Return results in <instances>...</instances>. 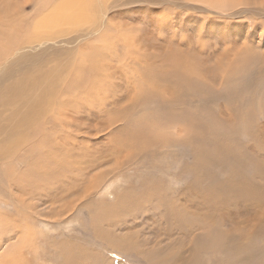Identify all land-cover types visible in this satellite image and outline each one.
I'll use <instances>...</instances> for the list:
<instances>
[{"label": "rangeland", "instance_id": "obj_1", "mask_svg": "<svg viewBox=\"0 0 264 264\" xmlns=\"http://www.w3.org/2000/svg\"><path fill=\"white\" fill-rule=\"evenodd\" d=\"M59 1L0 0V52L14 48L16 41H28L34 34L33 26ZM125 1L108 0L98 7L93 5L96 10L101 8L100 14L88 16L91 19L85 20L88 23L83 22L80 27H71L70 31L61 33L67 35L60 36L59 41L77 37L94 27L96 32L91 34L90 31L76 44H46L48 48H55L49 51L77 48L70 61L76 72L92 68V75L85 81V77L79 76L82 73H74L83 83L73 84L67 97L85 102L86 108L93 113L85 110L80 114L69 111L67 117L61 112L54 115L60 119L55 123L68 120L67 135L71 136L68 145L62 143L68 149V155L62 156L63 149L61 156L57 154L55 158L59 161V169L55 172L60 179L49 181L53 183L50 187L57 188L58 183L65 188L64 193H56V201L18 193L24 192L25 188L10 193L2 189L0 192V264H64L68 259L74 264H174L175 258L179 257L190 260L189 264H206L208 261L216 264L211 261L209 246L204 244L211 240H194V234L201 235L202 229L194 231L193 237L177 232L172 217H167L170 215L166 216L167 212L160 206H152L155 198L143 196V182L148 177L149 180L156 177L151 181L164 188L162 193L172 195L186 188L191 178L188 174L178 177L177 173L186 162V157L182 160L180 156L187 149H172L177 152H174L176 157L125 166V160L136 161L140 156H133L138 151L125 142L122 129L130 123L129 117L141 114V106H138L141 95L152 93L148 90L149 87L153 90L152 84L146 78L148 66H157L152 70L163 73L164 68L175 61L171 59L173 56L182 57L180 60L193 66L187 69V74L200 81L207 80L205 73L208 71L219 79L231 62L233 68L241 64L252 66L255 62L246 59L248 51L264 52V0H130L129 5ZM38 44L34 43L36 48L27 53L38 54L47 49L46 46L37 47ZM68 63L62 62L63 65ZM206 88L220 89V83L208 84ZM162 98L169 99L168 94ZM254 113L257 123L262 126L264 116L255 110ZM124 117L123 122L118 121ZM160 134L173 139L185 136L184 132L170 136L167 129ZM75 138L77 142L72 141ZM236 138L242 144H251V149L252 143H248L243 133H238ZM71 147L73 153L69 156ZM151 163L161 166L160 170L152 169ZM121 164L124 167L117 170ZM63 171L65 174L61 173ZM220 178L223 180L224 175ZM154 183L147 182L149 186ZM253 183L258 184V179L254 178ZM163 206L171 208L168 202ZM181 208H184L182 204ZM261 210L217 211L212 221H217L219 230L237 237L240 245L253 244L250 250L260 252L264 245L261 242L264 241ZM197 214L203 216L204 211ZM210 234L211 238L215 236L213 229ZM62 250L64 253L71 251V257L61 256ZM226 258L222 253L214 252V260H221V264Z\"/></svg>", "mask_w": 264, "mask_h": 264}, {"label": "bare ground", "instance_id": "obj_2", "mask_svg": "<svg viewBox=\"0 0 264 264\" xmlns=\"http://www.w3.org/2000/svg\"><path fill=\"white\" fill-rule=\"evenodd\" d=\"M106 1L108 0H60L59 4L52 6L49 10L46 9L47 13H44L46 15L33 26L34 34L28 41L21 40L19 43L16 41L13 43L14 48L0 52V192L2 189L10 193L13 190L20 191L21 188H25L24 192L18 193L22 196L29 194L31 198L36 199L46 198L47 201L52 202L58 199L55 196L57 192L58 195L65 192V188L58 183L57 188L60 187L58 189L49 186L53 185L49 181L60 179L55 172L59 169V161L55 158L57 154L61 156L63 149L62 156L68 155V149L64 148L63 144L68 145L71 139V136L67 135L68 120L55 123L56 119H60L54 115L61 112L67 117L69 111L80 114L88 110L85 102L77 101V104L75 98L67 97V94L73 84L83 83L92 75V68L90 71L83 69L76 72L74 70L73 65L70 64L73 55H76L77 48L74 46H72L74 48L49 51L55 48H48L46 44L52 42L51 45L53 43L73 45L79 39L88 36L90 31L91 34L96 32L93 27L89 28V31L81 32L77 37L59 41L60 36L67 35V33L61 34L65 30L70 31L71 27H80L89 18L88 16L100 14L101 6L100 10L92 6L98 7ZM126 2L127 5L131 3L130 0ZM36 42L39 43L37 47L46 46L47 49L38 54L27 53V50L36 48L34 45ZM181 58L173 56L171 59L175 61H171V65L164 68L163 73L159 71L156 73L152 70L157 66L147 67L146 78L153 88L151 90L149 87L148 90L152 93L141 95L138 99L141 114L136 113L131 119L129 117L130 123L122 129L126 136L125 142L138 151V153H133V156L139 154L140 157L137 156L136 161L125 160V166L168 159V156L176 157L172 149L185 147L187 152L183 153L184 155L180 158L183 160L186 157V162L180 167L177 176L189 175L187 177L191 180L188 181L186 188L178 193H171L172 195L168 192L167 194L162 193L164 188L159 183L151 181H155L156 177L149 180L147 176L142 186L143 196L150 199L155 198L152 206H160L167 212L166 216L170 215L167 217H172L174 222L172 225L175 230L177 228V232L180 231L188 237H193L191 235L194 231L202 229L201 235L194 234V240L196 242L211 240L204 244L209 246L208 253L212 255V262L221 264V260H214V252L217 251L227 257L225 262L223 259L224 264H264V245L260 252L250 250L253 244L240 245L237 237L219 230L216 227L217 221H212L217 211L226 210L229 213L233 210L244 212L250 208H255L257 211L264 208V132L262 131L264 124L262 127L257 123L254 113L255 110L264 116V52L259 54L249 50L246 59L255 62L251 64L252 66L241 64L240 67L237 65L233 68L234 64L231 62L219 79L212 76V71L206 72V81H200L188 75L189 70L187 69L193 66L180 60ZM68 61L67 65L62 64ZM196 64L199 66L197 60ZM201 69L200 67L199 70ZM74 73H82L79 76L82 75L85 78L80 81ZM217 81L220 83V89L206 88V85H214ZM165 94H168L169 99L162 98ZM88 105L93 106L91 103ZM88 112L93 113L92 110ZM132 113L130 111V114ZM124 115L127 117L128 112ZM126 117L118 121L123 122ZM164 129L170 131V136L180 132H184L185 136L183 139H173L161 135L160 132ZM240 132L245 135L248 143L251 141V149V144H242L237 140L236 135ZM72 141L77 142V139H72ZM70 144L74 145L72 142ZM70 149L69 156L73 153L71 152L73 148ZM122 167L124 165H119L117 170ZM150 167L157 171L161 168L155 163H151ZM61 173L65 174L64 171ZM222 174L224 175L223 180L220 178ZM254 178L258 179V184L253 183ZM148 181L154 183V186H149ZM3 186L5 188H2ZM166 202L171 208L168 206L167 209L165 205L163 206ZM180 203L184 208H181ZM201 211H204L203 216H198L197 213ZM263 214L264 211H262ZM212 229L215 236L211 238ZM178 234L181 235V233ZM198 244L200 246V243ZM191 248H193L192 245ZM60 252L65 258L71 257L69 254L71 251L64 253L62 250ZM197 255L200 254L197 253ZM175 260L174 264H189L190 262L183 257L175 258ZM64 264L74 263L68 259Z\"/></svg>", "mask_w": 264, "mask_h": 264}]
</instances>
